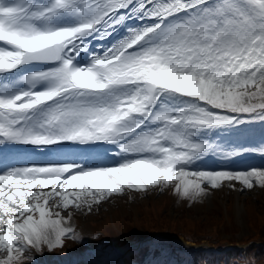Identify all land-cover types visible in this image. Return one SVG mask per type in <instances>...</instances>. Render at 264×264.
Segmentation results:
<instances>
[{
	"label": "snow or ice",
	"instance_id": "6c2138e0",
	"mask_svg": "<svg viewBox=\"0 0 264 264\" xmlns=\"http://www.w3.org/2000/svg\"><path fill=\"white\" fill-rule=\"evenodd\" d=\"M257 121L264 0H0V148L52 157L0 154V264L79 240L74 212L117 195L264 188V166L198 167L264 156L231 138Z\"/></svg>",
	"mask_w": 264,
	"mask_h": 264
},
{
	"label": "rangeland",
	"instance_id": "374dc122",
	"mask_svg": "<svg viewBox=\"0 0 264 264\" xmlns=\"http://www.w3.org/2000/svg\"><path fill=\"white\" fill-rule=\"evenodd\" d=\"M243 133L245 134L242 136V140L240 139L238 142L244 143L246 148L258 146L261 140H264V123L257 121L242 125L238 132L231 134V138L237 140L238 135ZM254 134H257L255 135L256 138L252 137ZM95 148L98 151L103 149L101 146ZM4 149H6V152L9 150L6 147ZM256 155L259 154L247 153L230 160L209 157L198 167L204 169H247L255 166L243 164L240 167H233L232 165L242 162L248 163L251 158L244 161L240 159ZM50 158L46 155L29 159L45 161ZM260 162L262 161H256L258 164ZM107 163H111V160H107ZM261 165L264 166V163ZM73 223L77 232L92 234V242L90 240V243L85 244L81 241V237L79 240L66 238L63 247H57L51 251L45 248L42 253L34 252V264H62L65 257L67 264H90V261L93 262L91 264H101L100 257L107 253L109 242L121 245L123 237L127 238L129 234L152 230L167 234V236L159 233L151 234L152 237H158L155 242L157 245H161L162 248L155 249L152 256H147L142 263H140L141 259L138 257L139 262L137 264H193L190 260V254L181 248L183 246L191 247V245L185 244L181 237L192 240L203 239L199 246L207 247L209 245L205 244V241L216 242L221 237V242H224V240L228 242L222 247L225 250L229 249V246H233L232 249L239 246L240 241L264 240V188L256 187L251 191L241 193L224 187L221 190L212 192L202 202L196 203L177 198L170 189L163 191L151 190L147 193L133 192L129 195H117L109 198L98 206H93L91 212L75 211ZM260 233H263L262 236ZM104 236L107 237L103 238ZM149 239L145 237L138 243H130L127 245V250H133L132 248L136 244L139 245ZM117 248L120 247L111 246L110 254L106 259L111 260L114 257L113 252ZM174 249L181 251L182 256L178 258ZM87 257H95V260L82 261ZM114 261L104 264H122L121 260ZM234 261L233 257H229L225 264ZM248 262L254 264L256 260L250 258ZM123 264H131L128 257L124 258ZM133 264H136V262H133ZM241 264L248 263L243 260Z\"/></svg>",
	"mask_w": 264,
	"mask_h": 264
},
{
	"label": "trees",
	"instance_id": "16d2710c",
	"mask_svg": "<svg viewBox=\"0 0 264 264\" xmlns=\"http://www.w3.org/2000/svg\"><path fill=\"white\" fill-rule=\"evenodd\" d=\"M259 234V233H258ZM263 233H260V235L262 236ZM219 237V236H218ZM221 237L218 238V240L216 241V243H220ZM248 250V252H247ZM247 252V253H245ZM244 253L248 254L249 258H251V256L256 260L257 264H261L260 261L264 260V244H250L249 246L246 247V251L244 249ZM241 254V251H240ZM264 264V263H263Z\"/></svg>",
	"mask_w": 264,
	"mask_h": 264
},
{
	"label": "bare ground",
	"instance_id": "6f19581e",
	"mask_svg": "<svg viewBox=\"0 0 264 264\" xmlns=\"http://www.w3.org/2000/svg\"><path fill=\"white\" fill-rule=\"evenodd\" d=\"M14 149H16V148H14ZM21 151H22V149H17V152H21ZM33 151L35 153H37V152H41L42 150H38V151L37 150H33ZM0 154H2V155L7 154L6 149H4V147L0 148ZM2 158H3V161H6L7 160L6 155L5 156H2ZM261 161L264 163V160H261ZM262 162H260L259 164H263ZM183 242L185 244L192 245L191 241H189V240H184Z\"/></svg>",
	"mask_w": 264,
	"mask_h": 264
}]
</instances>
